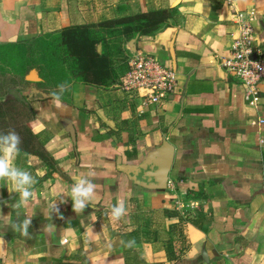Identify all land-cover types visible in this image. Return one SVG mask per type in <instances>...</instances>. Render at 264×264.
Here are the masks:
<instances>
[{
	"label": "crops",
	"instance_id": "0c3cea01",
	"mask_svg": "<svg viewBox=\"0 0 264 264\" xmlns=\"http://www.w3.org/2000/svg\"><path fill=\"white\" fill-rule=\"evenodd\" d=\"M167 8L178 10L168 27L126 46L130 59L151 54L175 71L178 89L162 105L145 104L119 83H72L55 90L57 105L27 80L32 71L16 85L10 74L0 77V98L40 95L28 126L53 160L51 167L24 151L12 157L35 179L19 207L12 182L0 180V264H264V81L259 105L250 106L222 66L240 17L264 49V0H0V44ZM164 142L175 148L165 189L124 171ZM85 176L94 194L74 211L71 188ZM120 201L126 211L116 220L111 208ZM27 217L31 238L12 228ZM132 239L131 248L122 243ZM184 244L171 263L168 248Z\"/></svg>",
	"mask_w": 264,
	"mask_h": 264
},
{
	"label": "trees",
	"instance_id": "16d2710c",
	"mask_svg": "<svg viewBox=\"0 0 264 264\" xmlns=\"http://www.w3.org/2000/svg\"><path fill=\"white\" fill-rule=\"evenodd\" d=\"M176 17L177 8L150 10L98 23L68 26L30 40L0 44V77L7 78L10 74V85H16L34 70L42 78L39 89L50 98L55 90L72 83L100 87H110L114 83L122 85L130 70L127 44L136 38H154ZM15 93L11 99L0 98V134L14 130L21 138L20 151L38 155L53 167L45 144L28 126L35 117L31 100L40 95L30 98L19 90ZM183 246L178 248L179 252L168 248L171 263L180 260L187 248Z\"/></svg>",
	"mask_w": 264,
	"mask_h": 264
},
{
	"label": "built area",
	"instance_id": "2783aa9c",
	"mask_svg": "<svg viewBox=\"0 0 264 264\" xmlns=\"http://www.w3.org/2000/svg\"><path fill=\"white\" fill-rule=\"evenodd\" d=\"M240 18V35L222 66L241 82L246 103L255 107L260 103V84L264 81V49L255 47L250 21ZM122 87L133 97H141L145 104L155 106L162 105L178 89L175 71L151 54L132 57Z\"/></svg>",
	"mask_w": 264,
	"mask_h": 264
},
{
	"label": "clouds",
	"instance_id": "9594fccd",
	"mask_svg": "<svg viewBox=\"0 0 264 264\" xmlns=\"http://www.w3.org/2000/svg\"><path fill=\"white\" fill-rule=\"evenodd\" d=\"M67 89H62V92ZM53 101L59 105L61 103L62 94L53 92L51 94ZM21 138L14 131L10 130L7 134H0V180H9L14 185V190L19 194L20 200L16 205L19 207L28 202L29 198L33 195L32 186L35 184V179L26 170L17 168L12 165V157L20 152ZM96 185L86 176L81 177L71 188V197L73 201V210L79 211L86 208L88 201L94 194ZM52 210L59 212L58 207L53 204ZM125 207L123 201L117 205L112 206L111 216L118 220L125 214ZM32 219L24 218L12 225L14 231H18L22 236L31 238L28 229L31 226ZM47 228V226L45 227ZM125 247L131 248L135 245V240L123 242Z\"/></svg>",
	"mask_w": 264,
	"mask_h": 264
},
{
	"label": "water",
	"instance_id": "95a60500",
	"mask_svg": "<svg viewBox=\"0 0 264 264\" xmlns=\"http://www.w3.org/2000/svg\"><path fill=\"white\" fill-rule=\"evenodd\" d=\"M255 58V56H254ZM27 80L32 82H41L42 79L32 71L27 77ZM175 156V148L169 142H164L162 150L149 157L147 162H143L138 166H125L124 171L128 174H134L133 179L144 186L153 189H165L168 183L169 174L173 166ZM143 172V176L140 174ZM149 182H140L138 176Z\"/></svg>",
	"mask_w": 264,
	"mask_h": 264
},
{
	"label": "rangeland",
	"instance_id": "374dc122",
	"mask_svg": "<svg viewBox=\"0 0 264 264\" xmlns=\"http://www.w3.org/2000/svg\"><path fill=\"white\" fill-rule=\"evenodd\" d=\"M7 78H9V77H7ZM1 80V79H0ZM8 85H9V83H8ZM0 86H2L1 88H3V89H5V87H6V82H5V80L2 82H0Z\"/></svg>",
	"mask_w": 264,
	"mask_h": 264
}]
</instances>
